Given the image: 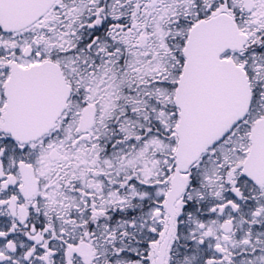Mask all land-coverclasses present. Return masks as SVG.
<instances>
[{"label":"snow or ice","instance_id":"6c2138e0","mask_svg":"<svg viewBox=\"0 0 264 264\" xmlns=\"http://www.w3.org/2000/svg\"><path fill=\"white\" fill-rule=\"evenodd\" d=\"M0 264H264V0H0Z\"/></svg>","mask_w":264,"mask_h":264}]
</instances>
